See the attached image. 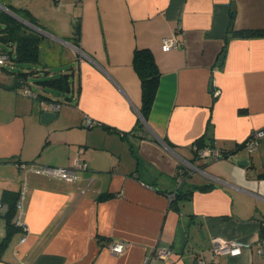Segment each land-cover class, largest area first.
Instances as JSON below:
<instances>
[{"label":"crops","instance_id":"0c3cea01","mask_svg":"<svg viewBox=\"0 0 264 264\" xmlns=\"http://www.w3.org/2000/svg\"><path fill=\"white\" fill-rule=\"evenodd\" d=\"M1 11L41 36L33 74L52 75L56 59L73 91L43 123L48 105L22 94L19 65L0 67V243L23 194L0 264H142L155 247L171 254L150 264H264V138L242 145L264 129V36L237 32L264 29V0H0ZM170 36L179 45L163 50ZM137 48L159 70L147 119ZM199 139L232 157L197 158ZM76 158V181L22 166ZM214 238L247 246L213 257Z\"/></svg>","mask_w":264,"mask_h":264},{"label":"trees","instance_id":"16d2710c","mask_svg":"<svg viewBox=\"0 0 264 264\" xmlns=\"http://www.w3.org/2000/svg\"><path fill=\"white\" fill-rule=\"evenodd\" d=\"M21 16L24 17V13H21ZM233 16L234 10H231L230 25ZM237 32L246 36H264V29H246ZM40 39L39 33L27 28L8 14L0 12V43L3 44L0 47V52H6L9 55L8 64L19 65V69L14 71L16 85L21 88L28 86L40 100L58 102L61 105L63 98L69 100V95L73 91L72 73L63 72L57 75H49L48 71H43V75L39 77H37V74H33L34 70L30 69V65L38 62ZM10 46H13V49ZM132 62L141 81V107L139 111L141 116L147 119L158 85L159 70L151 52L146 48L135 49ZM7 63L2 67H5ZM31 84H34L39 90L34 91ZM48 91H52L53 96H50ZM61 95L63 98L60 97ZM195 145L198 149H202L213 144H205L199 139L195 142ZM224 150L228 152L226 149ZM195 156L197 157L196 153ZM181 168L185 169V166L179 163L178 170H181ZM18 197L19 194L15 197L14 207H11L7 213V236L0 243V252L6 246L11 232L16 227V202ZM259 234L261 238H264V226H261Z\"/></svg>","mask_w":264,"mask_h":264},{"label":"built area","instance_id":"2783aa9c","mask_svg":"<svg viewBox=\"0 0 264 264\" xmlns=\"http://www.w3.org/2000/svg\"><path fill=\"white\" fill-rule=\"evenodd\" d=\"M179 45V40L175 36L165 37L162 39L161 47L163 50H169L171 48L177 47ZM9 60V55L6 52H0V67L5 65ZM21 92L23 95L29 96V97H36L35 93L28 87L23 86L21 88ZM41 105L47 104L48 109L51 111L57 112L60 104L58 102H49L46 100H40ZM89 122V120H87ZM262 138H264V129H256L250 132L248 137L245 139V141L242 143V145L246 148L248 152L254 151L258 145L260 144ZM194 152L197 154L198 158L202 159H218V158H231L232 153L226 152L223 148L212 145V146H205L202 149H198L196 145L193 146ZM23 167L33 170L39 174H44L50 177H55L59 179H63L66 181H76L79 179L78 177V171L84 170L87 168V163L80 159L76 158L74 159L72 165L70 167H56V166H49V165H38V164H22ZM22 198L23 194L19 195L17 202H16V225L23 226L21 216L23 211V205H22ZM1 207V202H0ZM25 240V237L23 236L21 238V242ZM247 244L239 241H221L220 239L214 238L213 239V257H216L218 255H239L244 247H246ZM106 247L108 250L113 254H119L124 251L125 249V243L123 241H112L109 240L106 243ZM171 254V249L169 248H162V247H155L153 249L152 254L147 255L144 259L142 264H150V261L156 260V259H164L167 256ZM204 262L202 260H198L197 264H203Z\"/></svg>","mask_w":264,"mask_h":264},{"label":"water","instance_id":"95a60500","mask_svg":"<svg viewBox=\"0 0 264 264\" xmlns=\"http://www.w3.org/2000/svg\"><path fill=\"white\" fill-rule=\"evenodd\" d=\"M9 11V9H8ZM14 17H16L18 20L22 21V22H25L24 19H22L21 17L17 16L15 13L9 11ZM31 25V24H30ZM36 28V27H35ZM57 116V112L55 111H51V110H48V109H43L41 111V114H40V118H41V121L43 123H47L51 120H53L55 117ZM238 164H241V161H236Z\"/></svg>","mask_w":264,"mask_h":264},{"label":"rangeland","instance_id":"374dc122","mask_svg":"<svg viewBox=\"0 0 264 264\" xmlns=\"http://www.w3.org/2000/svg\"><path fill=\"white\" fill-rule=\"evenodd\" d=\"M50 62H54V65H51V66H49L48 68H49V70H50V72L52 73V75H57L58 73H59V64L58 63H56L57 62V60L56 59H54V60H52V61H50ZM31 88L34 90V91H38L39 89L35 86V85H33V84H31ZM48 94L50 95V96H53V92L52 91H48ZM32 100L33 101H37V100H35V99H33L32 98ZM39 109L42 111V106H40L39 107Z\"/></svg>","mask_w":264,"mask_h":264}]
</instances>
